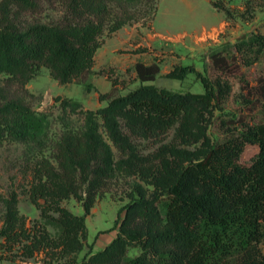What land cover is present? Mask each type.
<instances>
[{
	"label": "trees",
	"instance_id": "obj_1",
	"mask_svg": "<svg viewBox=\"0 0 264 264\" xmlns=\"http://www.w3.org/2000/svg\"><path fill=\"white\" fill-rule=\"evenodd\" d=\"M156 2L0 0V146L29 141L44 122L17 90L24 91L43 68L63 85L92 73L105 33L153 20ZM46 4L62 7L58 20L44 23L35 17ZM211 4L231 15L225 0ZM25 15L35 18L27 21ZM211 58L222 71L228 66L221 52ZM135 71L138 88L110 99L102 94L107 105L80 110L82 127L64 132L50 155L42 154L28 168L32 178L26 193L44 223L29 224L17 192L2 198L1 259L28 261L44 254L45 264H264V123L215 143L209 129L230 82H214L191 65L177 66L167 79L184 81L193 74L204 86L203 93L180 92L155 84L161 73L157 62L138 61ZM259 89L264 95V79ZM62 106L76 111L80 104L65 99ZM173 132L182 146L141 150L143 141L160 146ZM248 146L258 152L244 164ZM127 178L140 183L120 209L117 237L79 263L87 217L114 184ZM71 199L82 203L83 216L63 205ZM135 249L141 252L131 258Z\"/></svg>",
	"mask_w": 264,
	"mask_h": 264
},
{
	"label": "rangeland",
	"instance_id": "obj_2",
	"mask_svg": "<svg viewBox=\"0 0 264 264\" xmlns=\"http://www.w3.org/2000/svg\"><path fill=\"white\" fill-rule=\"evenodd\" d=\"M225 3L231 9L230 16L215 9L211 0H157L153 20H141L115 33H105L92 73L63 85L43 68L24 91L17 90L16 95L43 115L44 122L39 133L29 141H7L0 146V229L5 211L2 198L12 192L19 194V209L29 224L35 220L44 223L26 193L32 178L28 168L42 154L50 155L52 146L64 132L82 127L84 118L80 110L97 111L106 106L108 101L101 100L102 94H108L110 99L138 88L140 82L135 71L138 61L159 63L161 73L155 84L174 91L204 92L201 81L193 74L184 81L167 79L165 76L177 66L191 65L214 82L217 79L230 82L232 88L223 100L222 109L215 112L209 129L215 143L239 134L246 126L264 123V95L259 89L260 79H264V41H256L264 38V0H225ZM62 10L60 5L46 4L35 17L48 23L58 20ZM35 17L23 18L29 21ZM214 26L217 27L212 29ZM216 52L227 59L228 66L223 71L215 67L211 58ZM65 99L80 107L76 111L71 107L64 110ZM174 146L182 145L173 132L160 146L143 141L141 150L150 153L161 147L169 151ZM257 152V146H248L242 163L250 164ZM137 183L140 181L135 178L120 179L97 201L86 219L88 238L78 256L79 263L90 250L100 251L117 237L120 209L130 202L129 194ZM63 205L76 215L85 214L82 203L76 199L64 201ZM48 228L56 233L54 227ZM2 242L0 239V246ZM261 247L264 252V244ZM140 252L135 249L129 255L132 258ZM2 253L0 247V264H45L44 254L28 261L12 262L1 259Z\"/></svg>",
	"mask_w": 264,
	"mask_h": 264
},
{
	"label": "crops",
	"instance_id": "obj_3",
	"mask_svg": "<svg viewBox=\"0 0 264 264\" xmlns=\"http://www.w3.org/2000/svg\"><path fill=\"white\" fill-rule=\"evenodd\" d=\"M215 27H217V26H214L212 29H214ZM212 29H211V30H212ZM205 31H209V30H205Z\"/></svg>",
	"mask_w": 264,
	"mask_h": 264
}]
</instances>
